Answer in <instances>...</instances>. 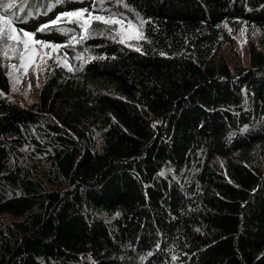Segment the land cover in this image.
<instances>
[{
  "label": "trees",
  "instance_id": "obj_1",
  "mask_svg": "<svg viewBox=\"0 0 264 264\" xmlns=\"http://www.w3.org/2000/svg\"><path fill=\"white\" fill-rule=\"evenodd\" d=\"M112 2L144 40L91 21L34 106L9 95L0 31V264H264V0ZM240 22L260 36L233 69Z\"/></svg>",
  "mask_w": 264,
  "mask_h": 264
},
{
  "label": "rangeland",
  "instance_id": "obj_2",
  "mask_svg": "<svg viewBox=\"0 0 264 264\" xmlns=\"http://www.w3.org/2000/svg\"><path fill=\"white\" fill-rule=\"evenodd\" d=\"M7 3H13L14 7L7 13L4 12L3 7H0V15L6 16L13 22L18 34L12 41L20 46L19 49L14 47L12 52L4 54L7 59L9 95L23 106H34L38 103L39 92L46 79V71L52 62L70 72L82 63L83 55L72 45L71 39L73 35L77 37L82 32L75 22L77 18L61 17L65 20L60 18L57 24H51L50 22L56 20L59 13L87 9L92 16L90 18L88 13H85L82 19H89L90 22L96 20L94 17L99 15L106 18L112 16L120 19L122 23L116 24L117 28L107 33L106 38L131 47H138L144 40L139 24L127 12L117 9V2H112L111 5V0H56L46 7L29 11L27 15L22 14L23 9L20 12L16 7L21 5L17 0H0V4ZM123 8L126 9L125 6ZM21 20L23 22H20ZM69 20L73 22H68ZM46 24L49 25L48 28L38 31ZM21 29L33 34L31 38L24 37L19 31ZM2 30H5L8 36V25L0 21V31ZM227 35L229 39L222 45L218 55L224 56L233 69L248 65L249 40L251 38L257 40L260 32L254 26L240 22L236 27L227 28ZM55 45L60 47L56 48Z\"/></svg>",
  "mask_w": 264,
  "mask_h": 264
},
{
  "label": "snow or ice",
  "instance_id": "obj_3",
  "mask_svg": "<svg viewBox=\"0 0 264 264\" xmlns=\"http://www.w3.org/2000/svg\"><path fill=\"white\" fill-rule=\"evenodd\" d=\"M0 7H3L4 12L7 13L9 11V9L14 7V4L13 3L0 4ZM94 10H96L95 6H94ZM85 13H88L87 9H82V10L72 11V12L59 13L57 16V19L54 21H51L50 23L51 24H57L61 17H69V18L76 17L77 19L75 22L77 23L78 28L82 31V33H85V34L81 35V40H85L88 38L86 33H87V25L90 22L89 19H82L84 17ZM88 16L91 18L92 14L88 13ZM94 18L96 20L102 21V22L107 23V24H121L122 23V21L120 19L112 17V16H109L106 18L102 15H99V16H96ZM0 21H3L4 24L8 25L7 39L8 40L15 39L18 33H17V29L13 26V22L4 15H0ZM20 22H23V21L21 20ZM68 22H73V21L69 20ZM48 27H49V25H47V24L43 25L40 29H38V31H44V29L48 28ZM19 31L23 33L24 37L29 38V39L33 35V34L28 33L27 31H25L23 29H21ZM66 31H74V30H66ZM71 39H72L73 43L77 42L75 35H73ZM38 43H44V42H38ZM54 47L58 48V47H60V45H55ZM69 70H71V69H69Z\"/></svg>",
  "mask_w": 264,
  "mask_h": 264
}]
</instances>
